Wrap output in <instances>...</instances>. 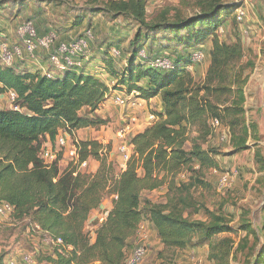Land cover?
<instances>
[{"label": "trees", "instance_id": "obj_1", "mask_svg": "<svg viewBox=\"0 0 264 264\" xmlns=\"http://www.w3.org/2000/svg\"><path fill=\"white\" fill-rule=\"evenodd\" d=\"M21 2L13 0L8 4L22 7ZM234 9L212 5L210 11L189 19L167 21L162 17L158 23L147 19L145 0H111L101 8L88 9L90 16L100 13L112 19L120 16L126 25L135 23L147 32L146 37L138 35L130 42L134 52L127 74L122 75L118 85L126 86L129 93L139 92L146 100L160 98L164 108L159 113V121L133 138L134 154L117 179L111 177L113 163L108 162V154L102 156L97 141L79 142L81 161L93 159L100 163L93 175L71 167L63 171L59 166L62 153L50 167L41 158L43 147L48 143L56 146L60 135L75 140L79 131L99 128L104 123L97 117H84L81 112L90 110L92 116L98 111L109 92L105 82L93 75L77 73L75 68L57 71L59 74L52 79L40 72L19 73L13 67L0 69V98L10 91L15 92V105L19 108V111L0 109V204H9L16 219H29L45 234L62 238L65 249L60 253L59 248L54 247L47 255L48 264H126L134 251L132 243L145 213L165 250L172 252L187 249L196 237L209 242L230 231L219 219L211 225L189 221L178 204L171 210L148 202L141 209V202L145 192L164 187L169 179L191 164L197 163L200 168L205 164L215 165L216 161L210 157L217 155L215 151L187 150L191 132H196L200 141L205 142L209 120L223 122L232 116L238 119L243 113L239 97L232 106L224 108L223 115L219 105L208 101L209 96L217 99L231 96L233 86L240 84L236 65L244 56L242 45L221 42L218 35L219 29L230 23V17L237 10ZM234 21L237 24L235 17ZM28 23L34 26L32 21L24 25ZM210 39V65L204 85L199 86L187 67L194 64L191 61L194 52ZM163 47L174 56L170 69L154 66L157 59L164 58ZM186 47L182 55L176 51ZM57 48L49 52L50 57ZM142 52L145 58L140 57ZM106 54H111L110 48ZM105 66L112 77H120V72L112 68V61H107ZM240 89L239 85L236 92ZM235 124L231 121V131ZM231 137L233 142V135ZM241 149L243 147L236 148V154ZM110 181L117 199L92 241L86 225L92 212L102 207ZM171 184L173 190L175 183ZM180 202H184L183 199ZM262 246L254 264H264V243ZM2 259L0 264H3Z\"/></svg>", "mask_w": 264, "mask_h": 264}, {"label": "rangeland", "instance_id": "obj_2", "mask_svg": "<svg viewBox=\"0 0 264 264\" xmlns=\"http://www.w3.org/2000/svg\"><path fill=\"white\" fill-rule=\"evenodd\" d=\"M9 1L13 0H0V47L7 45L14 50L21 46L18 30L26 21L34 23L39 39L49 34H54L57 38L51 50L40 49L35 55L23 54L22 57H15L10 67L19 73L40 72L46 76L59 74V70L54 69V65L49 63V60V65L43 66L50 57L49 52L59 44H69L83 38L88 31L92 33V39H87V50L75 59V63H79L80 66H74V70L86 75H99L108 86L109 92L105 102L92 116L90 110L81 112L84 117H97L104 123L99 128L79 131L81 133L76 134L75 140L97 141L101 146L102 156L108 154V162L113 163L111 177L117 179L124 172L120 147L126 146L127 150L134 154L133 138L159 121V113L164 110L160 98L146 100L141 98L137 91H135L137 94L132 96V101L124 106L117 104L115 100L116 97L127 99L134 92L129 93L126 86L120 88L118 84L123 79L122 75L127 74V66L134 52L130 49V42L138 35L146 37L147 32L138 24L126 25L120 16L112 19L105 13L88 15V9L101 8L111 0H21L22 7L9 6ZM38 2H41L40 7ZM217 3L222 7L231 6L237 9L236 11L234 9L230 23L223 27L224 33L218 32V35L221 42H240L244 56L236 65V72L239 75L237 80L240 84L233 86L234 93L221 99L209 96L208 101L219 105L220 113L223 115L224 108L232 106L233 101L238 100L239 97L238 103L243 108V113L238 119L232 116L227 117L224 123L219 120V126L212 125L214 120H209V128L205 130L204 135L205 142H201L198 134L192 131L187 150L193 151L199 148L202 152L215 151L217 155L212 154L210 157L216 161V164H205L201 168L197 163L191 164L176 177L169 179L164 187L145 192L142 196L141 209H144L148 202L167 206L171 210L178 204L189 221L211 225L219 219L230 231L219 234L209 242L196 237L187 249L172 252L165 250L158 238L157 230L145 213L141 224L143 229L141 233L138 232L132 243V250L140 244L146 246L147 253L140 264H254L259 251L263 248L264 0H145L147 19L153 23L161 22L162 17L167 21L186 20L199 13L210 11L212 5H218ZM239 10L247 13L243 24L238 22L236 24L234 21ZM159 18L161 20H158ZM80 20L82 22L78 23ZM143 46L146 48L145 44ZM109 48L111 54H106ZM211 48L210 39L204 43L203 48L194 52V54L203 52L204 60L195 63L192 57L191 61L194 64L187 67L196 85L203 86L205 83ZM114 50L120 53L119 58L114 56ZM176 51L182 55L187 51V47L183 51L182 49ZM161 53L172 66L174 56L171 50L163 47ZM142 54L144 52L140 53ZM21 60L25 62L22 61L23 63L20 64ZM26 60L30 63L27 64ZM36 60L42 65L34 63ZM105 61H112V68L120 72L118 79L108 73ZM8 67L0 51V69ZM239 85L242 90L237 93ZM5 96L0 102V109L10 111L11 101L7 95ZM152 117L156 118V121H153ZM231 121L236 122L232 131L229 128ZM128 123L133 124V132L126 137V140H122L118 137V133ZM50 146L55 145L50 144ZM238 147L243 149L236 154ZM59 166L63 171L69 167L76 168L65 152L62 153ZM99 167L98 161L90 159L88 168L81 172L93 175ZM223 172H238L234 185L226 191L219 190L217 173ZM198 181L204 184H199ZM110 183L102 207L92 212L86 225V232L89 233L92 241L95 239V231L102 224L99 218L111 212L114 207L116 196L112 193L113 182ZM171 183H175L173 190L170 188L173 185ZM182 199L184 202H180ZM176 212L180 213L179 210ZM54 247L56 246L49 244L48 237L40 227L29 219L18 220L13 216V212L0 217V259L3 258V264H9L10 261H15V264H26L24 260L26 256L32 258L29 264H48L47 255ZM223 253H227L226 256H223Z\"/></svg>", "mask_w": 264, "mask_h": 264}, {"label": "built area", "instance_id": "obj_3", "mask_svg": "<svg viewBox=\"0 0 264 264\" xmlns=\"http://www.w3.org/2000/svg\"><path fill=\"white\" fill-rule=\"evenodd\" d=\"M247 18V13L244 10H239L236 14V20L239 24H243ZM220 34L224 33V28L221 27L218 31ZM19 37L21 39L22 45L16 47L14 50L10 49L7 45H3L0 47V51L3 53V60L7 66H11L14 61L15 57L19 58L22 56L23 52L29 55H35L40 49L42 50H51L53 46L55 45V39L56 36L54 34H49L43 39H39L37 37L36 30L32 23H28L21 27L18 30ZM247 35V32H245ZM92 39V33L88 31L85 34L84 38H81L77 40L76 42H73L71 44H61L57 48V51L54 55H52L49 59V62L54 65L55 69L62 71L70 68H74V66H80L79 63H75V59L83 55V53L88 48V40ZM114 56H120V53L117 50H114ZM140 57L145 58V53L140 55ZM193 62L200 63L204 60V54L203 52H198L193 54L192 56ZM170 61L166 60L165 58L157 59L154 66L156 68L160 69H170L172 66L170 65ZM47 77L49 79H52L53 76L51 74H48ZM137 94V92H133L127 99H124L123 97H116V103L124 106L127 103H130L132 101V96ZM8 98L11 101V108L12 110L19 111L18 106L15 105L17 100V95L15 92L10 91L9 94H7ZM153 121H156V118L152 117ZM214 126H219L220 122L218 119H215L213 122ZM134 126L133 124H126L124 128H122L119 133L118 137L122 140H126L127 136H130L133 132ZM64 135H60L56 142V147L58 149L53 148V146H50V143L46 144L43 147L42 150V159L44 161V164L48 167L53 165L57 161V156L61 153L68 154L70 156V159L72 163H74L75 167L78 169L79 172L82 170H86L89 165V161H81L80 159V150L81 146L78 140H72L67 137L64 138ZM71 143V144H70ZM120 152L122 154L123 163H124V171L127 169V165L129 161L132 158L133 153L131 151H128L126 146L120 147ZM131 154V156H130ZM58 155V157H59ZM53 163V164H52ZM216 173V171H215ZM219 175V190L226 191L232 188L234 185L237 177L238 172L234 173H227L223 172L221 174L217 173ZM117 199V197H116ZM14 212V209L9 204H0V217H3L7 215L8 213ZM110 214V211L107 212L104 216L102 215L99 220L103 224L108 216ZM143 227L142 225L139 228V233H141ZM46 237H48L49 244L56 246L59 248L60 253L62 252V249L64 247V243L62 238L48 235L46 234ZM144 243V240L143 242ZM68 249H71L70 247ZM147 253L146 246L145 245H138L135 247L133 253L128 258L126 264H140L142 260L145 258ZM25 263L29 264L31 263V256L25 257ZM9 264H15V261H10Z\"/></svg>", "mask_w": 264, "mask_h": 264}, {"label": "crops", "instance_id": "obj_4", "mask_svg": "<svg viewBox=\"0 0 264 264\" xmlns=\"http://www.w3.org/2000/svg\"><path fill=\"white\" fill-rule=\"evenodd\" d=\"M23 61H24V60H23ZM24 62H25V61H24ZM26 62H27V64L30 63V61H27V60H26ZM22 63H23V62L21 61L20 64H22ZM34 63H36L37 65H40V66L42 65L41 62L38 61V60H36ZM18 64H19V63H18ZM24 64H25V63H24ZM45 64H46V65H49V63H48V59H46V62H44L43 66H45ZM41 69H43V67H41ZM74 71H76V70H74ZM58 76H59V75H58ZM93 76H94V75H93ZM95 77L101 78L99 75H95ZM103 80H104V79H103ZM104 82H105V81H104ZM107 84H108V83H107ZM5 97H6V96H2V97L0 98V102H2V101L5 99ZM80 133H81V132H78V134H80Z\"/></svg>", "mask_w": 264, "mask_h": 264}]
</instances>
